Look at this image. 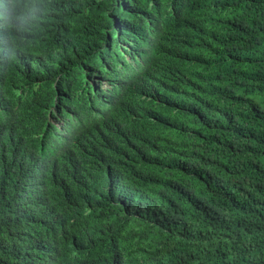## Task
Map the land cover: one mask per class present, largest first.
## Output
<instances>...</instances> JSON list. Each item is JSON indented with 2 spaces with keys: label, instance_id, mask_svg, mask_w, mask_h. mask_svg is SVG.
I'll list each match as a JSON object with an SVG mask.
<instances>
[{
  "label": "trees",
  "instance_id": "16d2710c",
  "mask_svg": "<svg viewBox=\"0 0 264 264\" xmlns=\"http://www.w3.org/2000/svg\"><path fill=\"white\" fill-rule=\"evenodd\" d=\"M0 264H264V0H0Z\"/></svg>",
  "mask_w": 264,
  "mask_h": 264
}]
</instances>
